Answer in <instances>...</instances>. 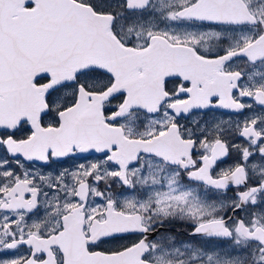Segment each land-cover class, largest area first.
<instances>
[{
    "label": "snow or ice",
    "instance_id": "1",
    "mask_svg": "<svg viewBox=\"0 0 264 264\" xmlns=\"http://www.w3.org/2000/svg\"><path fill=\"white\" fill-rule=\"evenodd\" d=\"M0 264H264V0H0Z\"/></svg>",
    "mask_w": 264,
    "mask_h": 264
},
{
    "label": "flooded vegetation",
    "instance_id": "2",
    "mask_svg": "<svg viewBox=\"0 0 264 264\" xmlns=\"http://www.w3.org/2000/svg\"><path fill=\"white\" fill-rule=\"evenodd\" d=\"M176 227H177V229H178V230H180V231H182V230H183V229H182V226H181V225H179V224H178Z\"/></svg>",
    "mask_w": 264,
    "mask_h": 264
}]
</instances>
